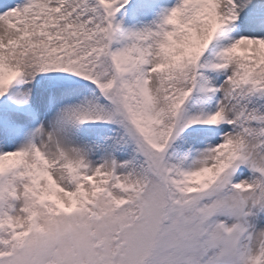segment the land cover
Instances as JSON below:
<instances>
[{"label": "snow or ice", "instance_id": "obj_1", "mask_svg": "<svg viewBox=\"0 0 264 264\" xmlns=\"http://www.w3.org/2000/svg\"><path fill=\"white\" fill-rule=\"evenodd\" d=\"M0 264H264V0H0Z\"/></svg>", "mask_w": 264, "mask_h": 264}]
</instances>
